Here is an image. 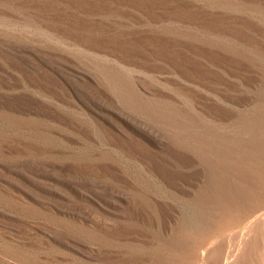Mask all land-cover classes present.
Instances as JSON below:
<instances>
[{
	"label": "rangeland",
	"instance_id": "374dc122",
	"mask_svg": "<svg viewBox=\"0 0 264 264\" xmlns=\"http://www.w3.org/2000/svg\"><path fill=\"white\" fill-rule=\"evenodd\" d=\"M262 99L264 0H0V264L186 262Z\"/></svg>",
	"mask_w": 264,
	"mask_h": 264
},
{
	"label": "bare ground",
	"instance_id": "6f19581e",
	"mask_svg": "<svg viewBox=\"0 0 264 264\" xmlns=\"http://www.w3.org/2000/svg\"><path fill=\"white\" fill-rule=\"evenodd\" d=\"M217 134L214 141L184 134L201 145L184 149L205 161L210 178L203 199L207 228L194 230L181 264H264V99L230 141Z\"/></svg>",
	"mask_w": 264,
	"mask_h": 264
}]
</instances>
